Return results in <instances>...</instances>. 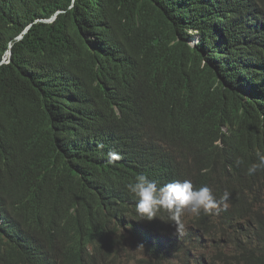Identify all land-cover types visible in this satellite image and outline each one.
<instances>
[{
  "label": "trees",
  "instance_id": "obj_1",
  "mask_svg": "<svg viewBox=\"0 0 264 264\" xmlns=\"http://www.w3.org/2000/svg\"><path fill=\"white\" fill-rule=\"evenodd\" d=\"M258 152L264 0H0V264H264ZM141 173L225 212L139 220Z\"/></svg>",
  "mask_w": 264,
  "mask_h": 264
},
{
  "label": "clouds",
  "instance_id": "obj_2",
  "mask_svg": "<svg viewBox=\"0 0 264 264\" xmlns=\"http://www.w3.org/2000/svg\"><path fill=\"white\" fill-rule=\"evenodd\" d=\"M107 156L109 164L121 159L120 154L115 151L107 153ZM257 161L247 168V175L251 176L258 170H264V153H257ZM237 163L242 162L237 161ZM127 190L136 198L135 207L137 215L140 217L139 220L151 221L154 218H159L158 214L164 211L168 214V221L171 222L166 225H169L179 236L184 234L189 219L222 215L225 210L221 205L226 208L230 196V193L225 191L217 200L210 187L202 186L196 189L193 183L187 179L158 186L157 181L149 179L142 173L135 177L134 182L127 185ZM143 255L145 254L143 253ZM204 257L207 264H225L223 257L215 255L212 249L206 252ZM179 259L183 258L169 259L159 264L165 262L179 264ZM189 263L197 264L196 255L193 253L189 258Z\"/></svg>",
  "mask_w": 264,
  "mask_h": 264
},
{
  "label": "rangeland",
  "instance_id": "obj_3",
  "mask_svg": "<svg viewBox=\"0 0 264 264\" xmlns=\"http://www.w3.org/2000/svg\"><path fill=\"white\" fill-rule=\"evenodd\" d=\"M151 259L143 255L142 251L132 246H127L124 250H120L117 264H150ZM163 264H176L175 262H165Z\"/></svg>",
  "mask_w": 264,
  "mask_h": 264
},
{
  "label": "bare ground",
  "instance_id": "obj_4",
  "mask_svg": "<svg viewBox=\"0 0 264 264\" xmlns=\"http://www.w3.org/2000/svg\"><path fill=\"white\" fill-rule=\"evenodd\" d=\"M212 242V241H211ZM164 245L168 246V242H166ZM205 262V261H204Z\"/></svg>",
  "mask_w": 264,
  "mask_h": 264
},
{
  "label": "water",
  "instance_id": "obj_5",
  "mask_svg": "<svg viewBox=\"0 0 264 264\" xmlns=\"http://www.w3.org/2000/svg\"><path fill=\"white\" fill-rule=\"evenodd\" d=\"M8 56H10L11 55V52H8V54H7Z\"/></svg>",
  "mask_w": 264,
  "mask_h": 264
}]
</instances>
